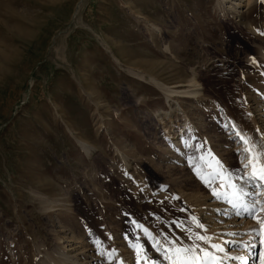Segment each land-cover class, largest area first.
Wrapping results in <instances>:
<instances>
[{"label":"rangeland","instance_id":"obj_1","mask_svg":"<svg viewBox=\"0 0 264 264\" xmlns=\"http://www.w3.org/2000/svg\"><path fill=\"white\" fill-rule=\"evenodd\" d=\"M250 1L0 0V264H180L194 242L213 264L212 245L264 260L263 187L244 167L251 135L264 147ZM194 149L216 185L190 172ZM227 181L256 218L213 201Z\"/></svg>","mask_w":264,"mask_h":264},{"label":"bare ground","instance_id":"obj_2","mask_svg":"<svg viewBox=\"0 0 264 264\" xmlns=\"http://www.w3.org/2000/svg\"><path fill=\"white\" fill-rule=\"evenodd\" d=\"M235 1H238L236 4H232L233 6H234V8L235 9H238V8H242L243 7V5H245V6H248L249 5V3L251 2L250 0H244V1H241V0H235ZM246 3V4H245ZM233 9V8H232ZM234 10V9H233ZM251 31H252V29H251ZM156 85H157V83H156ZM155 85V86H156ZM159 86V85H158ZM160 87V86H159ZM168 94L169 93H171L170 92V89H166L165 90ZM164 92V91H163ZM193 92V91H192ZM191 92V93H192ZM165 93V92H164ZM166 93V94H167ZM173 93H175V92H173ZM181 93V92H180ZM165 94V95H166ZM182 94V93H181ZM196 94V93H195ZM171 95V94H170ZM169 96V95H168ZM174 96H175V94H174ZM177 96V95H176ZM173 102H175V101H173ZM178 106V105H177ZM164 121V119L162 118V119H160V122L161 121ZM167 121V120H166ZM172 122V121H171ZM244 124H245V122H244ZM247 125V123L245 124V126ZM168 131V130H167ZM178 132V131H177ZM75 141L78 143V145L80 146V148H81V150H82V152L87 156V157H93V156H95V149H92L90 146H88L87 144H85V145H82V143H80V141H78L77 139H75ZM242 143H243V141H241ZM251 144L252 145H256V147L254 148L257 152H259V151H262V150H264V147L261 145V144H259L258 142H257V138L255 137V135H251ZM176 146V145H175ZM193 154H194V158H193V160H191L190 162H189V166H190V172L191 173H194V174H196V176H198V180L200 181V183H201V185L202 186H204L205 184H209L210 183V185H212V186H214V185H216V182H217V178H216V176H215V169H214V166H213V164H212V162L209 160V158L207 157V155H206V153H204V152H200V154H198V156L196 157V150L194 149L193 150ZM192 154V155H193ZM261 164V163H260ZM260 167V166H259ZM259 167H257V169L259 170ZM129 171V170H128ZM132 171V170H131ZM251 171H252V169H250V173H251ZM250 173L248 174L249 175V178L248 179H251L250 178ZM130 176V175H129ZM133 177V176H132ZM131 177V178H132ZM128 180H130V179H128ZM132 180V179H131ZM134 180V179H133ZM253 181L254 182H259L261 185L260 186H262L261 188L263 189L262 190V194H264V180H261V179H259L258 177L257 178H255V179H253ZM228 182V181H227ZM228 188L227 187H225L224 188V191H222V192H220V191H217V192H219V193H221L222 195L218 198L217 196L215 197V200H214V198H213V201H225L226 200V204H227V207H229L230 209H232V210H235V209H237V210H235L236 211V213L235 214H238V215H240V214H244V215H246L247 214V212L244 210L245 209V207H244V209H241V211L239 210L240 208H241V206H244L245 205V200L243 199V195H241V193L239 192V191H237L236 189H234V188H232L231 186V184H230V182H228ZM260 189V188H259ZM160 191H161V188L159 189ZM159 191V192H160ZM233 192H235L236 193V197H240V199H235L234 197H233ZM239 192V193H238ZM153 193H156V194H159V193H157V192H153ZM224 193H227L228 195L225 197L223 194ZM161 195V194H160ZM158 196L157 195V197H160L161 199L164 197V196ZM250 195H253V193L251 194L250 193ZM248 197H249V194L247 195ZM242 198V199H241ZM229 199H234L235 200V202H236V204L238 205V206H236V207H234L233 206V204L232 203H229L228 202V200ZM218 205V204H217ZM93 207V206H92ZM214 209H217V210H219L218 208H214ZM94 211V210H93ZM128 229H129V224H128ZM219 247L220 248H222L223 249V245H219ZM224 250V249H223ZM215 255H216V257H215V263H218V264H232L233 262H231V263H227V258H228V256H229V254H225V253H223V251H220L218 248H216V250H215V253H214ZM66 255V254H65ZM95 257V256H94ZM90 258H93L92 256L90 257ZM245 258L243 259V260H240V261H237L236 262V260H234V263L235 264H245ZM264 261V260H263ZM60 263V262H59ZM49 264H55L54 263V261H51ZM211 264H213L212 262H211ZM252 264H253V261H252ZM260 264H262V262L260 263Z\"/></svg>","mask_w":264,"mask_h":264},{"label":"snow or ice","instance_id":"obj_3","mask_svg":"<svg viewBox=\"0 0 264 264\" xmlns=\"http://www.w3.org/2000/svg\"><path fill=\"white\" fill-rule=\"evenodd\" d=\"M245 144H248V140L244 137H241ZM256 147V145H252L251 148L245 147L244 151L249 154L248 156V163L244 164L245 168L251 167L252 171L250 173V178L255 179L259 178L261 180H264V163L260 164L259 170L257 169V162L258 161H264V150L253 153V149ZM235 189V185L231 186ZM213 194L216 195L218 198L222 195L221 193L217 191H213ZM225 197L228 195L227 193L223 194ZM233 197L235 199H240V197H236V193L233 192ZM243 195V193H241ZM229 203H232L234 207L238 206L234 199H229ZM245 211L249 213L253 218H256L255 211L252 209H249L247 206H245ZM259 222V221H258ZM199 226V225H198ZM196 240L203 241L207 243L208 238L202 235H197ZM214 248H218L220 251H223L222 248H220L218 245H212ZM174 253L176 256L183 257L180 264H211L212 260V253L209 252L206 248L200 247L199 244H196L195 242L188 246V247H177L174 249ZM169 259H172V257H169ZM234 259H241L243 260V257H237ZM262 264H264V261H262Z\"/></svg>","mask_w":264,"mask_h":264}]
</instances>
